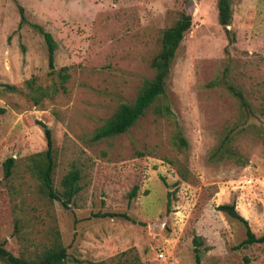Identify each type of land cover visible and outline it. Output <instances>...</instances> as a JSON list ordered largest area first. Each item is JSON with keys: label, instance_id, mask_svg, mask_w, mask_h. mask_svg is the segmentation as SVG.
Returning a JSON list of instances; mask_svg holds the SVG:
<instances>
[{"label": "rangeland", "instance_id": "374dc122", "mask_svg": "<svg viewBox=\"0 0 264 264\" xmlns=\"http://www.w3.org/2000/svg\"><path fill=\"white\" fill-rule=\"evenodd\" d=\"M216 3L0 0V106L6 108L0 115V242L10 252L35 256L59 231L69 264H196L198 235L200 264H264V243L235 249L244 228L216 209L235 203L252 230L264 234V0H232L231 44ZM183 10L192 24L166 91L187 148L173 146L172 125L151 109L128 131L93 140L118 104L132 101L143 79L153 76L149 62L159 51L160 33ZM32 23L51 33L56 68L68 66L70 73L66 92L37 105L2 87L22 86L32 76L43 85L54 78L44 38ZM227 58L229 80L255 115L246 118L223 83L208 85ZM40 122L52 134L55 189H62L70 169L80 173V190L68 208L42 194L27 167V156L46 148ZM227 134L245 164L210 156ZM8 157L15 164L5 179ZM168 191L174 195L165 214ZM0 264L11 263L0 255Z\"/></svg>", "mask_w": 264, "mask_h": 264}, {"label": "trees", "instance_id": "16d2710c", "mask_svg": "<svg viewBox=\"0 0 264 264\" xmlns=\"http://www.w3.org/2000/svg\"><path fill=\"white\" fill-rule=\"evenodd\" d=\"M216 5L218 23L224 29L228 39V44H231L235 40V33L230 29L233 16L232 0H217ZM18 10L20 13V23H23L26 21L23 6L19 4ZM191 24V13L183 10L172 24L162 29L159 37V51L149 62L154 71L153 76L143 79L136 96L132 101L121 102L118 104L113 113L96 128L92 136L93 140L113 137L128 131V129L136 124L139 118L144 115L147 109H151L157 117L166 118L172 125L170 138L173 146L178 150H185L187 148L188 142L177 121L176 115L172 110L166 91V83L171 72L176 51L179 48L185 34L191 27ZM32 25L34 28L38 29L44 38L48 54L47 60L49 74L54 75V78L51 83L43 85L38 81L37 77L32 76L26 79L22 86H17L11 83H3L2 87L3 90L8 92L23 93L28 99L37 105L47 98L55 97L60 92H66V83L70 78V73L68 72V66L56 68V42L51 33L44 30V28L37 23H32ZM229 60L230 59L227 58L220 75L208 82V85L223 83L230 94L238 100V103L244 110L243 112L246 118L255 115L254 110L245 98L243 92L229 80ZM5 111L6 108L4 106H0V115L5 113ZM41 125L46 138V148L28 155L26 158L28 160L27 167L30 173L38 179L40 192L51 200L60 201L64 207L68 208L69 203L80 190V186L78 184L80 173L78 169H70L61 179L62 189L60 191L55 189L53 183L55 159L53 155L52 134L51 130L44 123H41ZM229 139L230 137L227 134L213 149L210 156L228 157L233 159L236 163L242 165L245 164L247 162L246 158L242 157L238 151L230 148L227 143ZM14 164L15 159L13 157H8L4 160L3 172L5 179L12 175ZM136 190L137 186H134L130 192V197L135 195ZM173 195V191L167 192V201L165 204L166 208L164 210L165 214L170 211ZM216 209L225 213L229 217L236 219L244 228V237L234 246L235 249L248 247L253 244L264 243V234L258 235L252 230L248 220L236 209L235 203H221L216 207ZM103 215L125 216L122 213H104ZM202 244L203 241L200 236L195 235L193 237V251L196 264H200V253L202 250L200 247ZM0 255L6 258V260L11 264H69L73 261L70 259L67 246L64 245L59 231L56 233L55 240L52 242L51 246L42 250L35 256L25 257L22 255H15L4 246L3 241L0 242ZM74 261L78 260L74 259ZM91 264L103 263L97 262Z\"/></svg>", "mask_w": 264, "mask_h": 264}, {"label": "built area", "instance_id": "2783aa9c", "mask_svg": "<svg viewBox=\"0 0 264 264\" xmlns=\"http://www.w3.org/2000/svg\"><path fill=\"white\" fill-rule=\"evenodd\" d=\"M158 255H159L160 257H163V255H164L163 251H160V252L158 253Z\"/></svg>", "mask_w": 264, "mask_h": 264}]
</instances>
